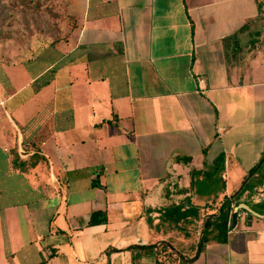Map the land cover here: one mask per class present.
I'll use <instances>...</instances> for the list:
<instances>
[{
    "label": "crops",
    "instance_id": "crops-1",
    "mask_svg": "<svg viewBox=\"0 0 264 264\" xmlns=\"http://www.w3.org/2000/svg\"><path fill=\"white\" fill-rule=\"evenodd\" d=\"M64 10L67 51L96 54L59 66L37 92L49 67L0 87L16 127L47 107L53 118L38 151L50 189L0 207V264H158V253L264 264V209L233 226L227 216L220 234L182 250L160 224L180 208L217 218L264 163V40L231 64L222 45L256 1L64 0Z\"/></svg>",
    "mask_w": 264,
    "mask_h": 264
},
{
    "label": "rangeland",
    "instance_id": "rangeland-1",
    "mask_svg": "<svg viewBox=\"0 0 264 264\" xmlns=\"http://www.w3.org/2000/svg\"><path fill=\"white\" fill-rule=\"evenodd\" d=\"M258 3L264 21V0ZM71 28L64 0H0V87L4 94L12 90L9 77L24 70L31 75L38 74L68 53ZM247 38L249 35L244 34L241 41ZM263 40L264 30L260 42ZM52 119L51 109L47 107L38 118L37 130L24 138L0 104V205L32 200L50 189L48 170L42 156L34 151L38 150L39 141L49 134ZM198 184L199 181H194L192 186ZM234 192L235 200L248 211L263 210L264 163L255 175L242 178ZM219 223L218 217L211 218L204 226L202 213L182 208L160 218L171 244L180 250L220 234ZM200 226L202 229L197 232Z\"/></svg>",
    "mask_w": 264,
    "mask_h": 264
},
{
    "label": "trees",
    "instance_id": "trees-1",
    "mask_svg": "<svg viewBox=\"0 0 264 264\" xmlns=\"http://www.w3.org/2000/svg\"><path fill=\"white\" fill-rule=\"evenodd\" d=\"M255 1H256V9H257L256 16L252 20L245 22L236 32L229 35L228 37H225L222 40V45L224 48V59L227 64H231L233 60H237V59L239 61L245 60L251 54V52L258 46V44L261 41V36L264 30V21L260 15V7H259L258 0H255ZM241 34L249 35V38H247L245 41H241V39L239 38V35ZM95 54L96 52L93 46H86V45L76 46L72 51H69L68 53L61 56L59 61L52 63L50 66H48L49 68H47L46 70L44 69L45 70L44 72L34 77V79L32 80L30 84L32 87V90L34 92H37L41 87L48 84L49 81L53 78V74L55 70L59 66L76 61L82 56L91 58ZM35 75H32V76H35ZM9 86H11V84H9ZM12 91H13V87H12V90L8 93H11ZM38 118H39V115H36L32 117L24 125L19 126L24 138L25 137L27 138L28 136L33 135V132L37 130V127H39V124H40L38 122ZM43 139L39 141L38 150L36 149L34 152L38 153L39 145L43 141ZM255 168H256L255 166L252 167L250 172L255 170ZM4 205H7V204H4ZM1 206L3 205H0V207ZM228 208H229V205L227 204V201H224L220 207V214L217 216L220 219L219 225H220L221 230H223V228L225 227V223H226L227 216H228ZM208 222H209V218L207 217L204 221V226H206ZM199 249L200 247L198 246V250ZM164 252L169 253V254H174V251L171 248L166 249ZM159 256L160 254L158 253L156 257V261L158 262V264H181L183 262L190 261L189 258H186L183 256L178 257L177 254L175 255V257H173L169 261L167 259H161V257L159 259L158 258Z\"/></svg>",
    "mask_w": 264,
    "mask_h": 264
},
{
    "label": "water",
    "instance_id": "water-1",
    "mask_svg": "<svg viewBox=\"0 0 264 264\" xmlns=\"http://www.w3.org/2000/svg\"><path fill=\"white\" fill-rule=\"evenodd\" d=\"M242 209L244 211H246L247 213H249L250 211H248L246 208H244L243 206H241L240 204H232L229 206L228 208V215H230V219H231V225L233 226L235 223V220L237 218V212ZM220 214V210L218 212V215ZM217 215V216H218ZM201 235V233H200Z\"/></svg>",
    "mask_w": 264,
    "mask_h": 264
},
{
    "label": "built area",
    "instance_id": "built-area-1",
    "mask_svg": "<svg viewBox=\"0 0 264 264\" xmlns=\"http://www.w3.org/2000/svg\"><path fill=\"white\" fill-rule=\"evenodd\" d=\"M246 215H248V213L246 212V211H244V210H242V209H240L238 212H237V217H242V216H246ZM230 218V215H228V219ZM229 225L227 224V227H228Z\"/></svg>",
    "mask_w": 264,
    "mask_h": 264
}]
</instances>
